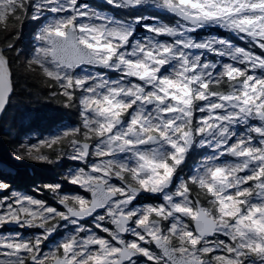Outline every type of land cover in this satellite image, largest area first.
I'll return each mask as SVG.
<instances>
[{
	"label": "snow or ice",
	"instance_id": "snow-or-ice-1",
	"mask_svg": "<svg viewBox=\"0 0 264 264\" xmlns=\"http://www.w3.org/2000/svg\"><path fill=\"white\" fill-rule=\"evenodd\" d=\"M103 4L175 22L117 19L84 0H0L7 50L19 57L25 21L39 22L23 72L80 118L9 157L72 162L60 179L86 194L34 189L60 207L22 194L0 159V229L39 230L0 232V264H264V0ZM213 28L246 46L199 36ZM13 92L0 51V113Z\"/></svg>",
	"mask_w": 264,
	"mask_h": 264
},
{
	"label": "trees",
	"instance_id": "trees-1",
	"mask_svg": "<svg viewBox=\"0 0 264 264\" xmlns=\"http://www.w3.org/2000/svg\"><path fill=\"white\" fill-rule=\"evenodd\" d=\"M96 1L84 0L88 4L103 8V5L98 3L99 1ZM115 11L116 15L123 19L131 18L136 14H157L155 9H149L143 13L131 14L124 10H120V13H118V9H115ZM37 23L31 20L25 21L20 38L15 41L16 48L20 50L19 57H17L15 52H9L7 50L8 34H0V47H6L3 51L9 56L14 84V92L0 121V159L3 160L5 166L12 168V172L7 173L13 190L34 195L39 199L47 200L48 203L53 205L54 199L51 193L46 191L37 193L34 189L44 184L59 182L63 185L66 193L81 192L80 189L68 185L60 179L61 174L67 172L70 166L74 167L72 162L65 161L57 166L36 164L28 161L16 162L9 157V153L16 146L23 143L25 138H30L29 144H31V142L33 143L52 135L57 130H62L67 126L72 127L78 125L80 122L76 109H65L58 102V98L51 96L49 89L43 87L36 79L29 77L23 72L24 62L29 58L28 53H25V51L31 45L30 37L35 32ZM207 33H217L238 44L246 46L243 42L235 40L233 35L226 31L214 28L211 31L202 32L200 35ZM27 113H31V118L25 122L23 118L26 117ZM31 134H35L37 137L31 138ZM203 151V149H197L191 155L187 162L189 167L201 158ZM187 171L188 169L186 168L185 172ZM2 195L0 193V196ZM8 230L6 227L1 229L4 232Z\"/></svg>",
	"mask_w": 264,
	"mask_h": 264
},
{
	"label": "rangeland",
	"instance_id": "rangeland-1",
	"mask_svg": "<svg viewBox=\"0 0 264 264\" xmlns=\"http://www.w3.org/2000/svg\"><path fill=\"white\" fill-rule=\"evenodd\" d=\"M96 1V0H95ZM96 2H98V1H96ZM98 3H101L102 5H103V8H101V10L102 11H104L106 14H108V15H111V16H114L115 18H117V19H123V18H121V17H119V16H117L116 15V11H115V8H111L110 6H107V5H104L103 4V2H98ZM89 5H91V4H89ZM91 6H93V7H97V6H94V5H91ZM119 10V9H118ZM157 12H158V10H156ZM118 13H120V10H119V12ZM127 19H131V18H127ZM164 20V19H163ZM160 20L161 22H164V23H174L175 21H173V22H169V21H166V20ZM38 27H39V22L37 23V28H36V30H35V32L31 35V37H30V41H31V45H30V47L29 48H26V51H25V53H28V56H29V58H30V56H31V54H32V50H33V48H34V46H35V44H36V41H35V34H36V32L38 31ZM214 29V28H213ZM220 30H222V31H225V30H223V29H220ZM202 33V32H201ZM195 35V34H194ZM209 35H215V36H221L220 34H217V33H207V34H202V35H200L199 34V36L200 37H207V36H209ZM222 37H224V38H226L225 36H223L222 35ZM233 38L235 39V40H237L238 41V39L235 37V36H233ZM228 39V38H227ZM232 39V38H231ZM234 44H238L237 42H234V41H232ZM239 42H241V41H239ZM240 46H243V44H239ZM6 47H3V49H5ZM257 51H259V50H257ZM209 59H213V60H218V59H220L219 57H213V56H209L208 57ZM31 118V113H27L26 114V117L25 118H23V120L25 121V122H27L29 119ZM76 126V125H75ZM68 127V126H67ZM73 127V126H72ZM7 131H10V130H7ZM58 131H60V130H57L56 132H54L52 135H54V134H56ZM32 136H31V138H35V137H37V136H35V134H31ZM30 138H25L24 139V142H23V144H29V142H30ZM40 140V139H39ZM38 141V140H37ZM36 141V142H37ZM36 142H31V144H34V143H36ZM4 171L7 173V172H9V173H11L12 172V168H10V167H8V166H5L4 167ZM18 192H20V191H18ZM20 193H22V194H27V193H23V192H20ZM80 194H82V195H86L85 193H83L82 192V190H81V192H79ZM29 195V194H28ZM147 202H153V203H158L159 201H155V200H152V201H146L145 203H147ZM0 232H3V233H8L9 231H7V232H4V231H1V229H0Z\"/></svg>",
	"mask_w": 264,
	"mask_h": 264
},
{
	"label": "flooded vegetation",
	"instance_id": "flooded-vegetation-1",
	"mask_svg": "<svg viewBox=\"0 0 264 264\" xmlns=\"http://www.w3.org/2000/svg\"><path fill=\"white\" fill-rule=\"evenodd\" d=\"M157 14H158V18L160 19V20H166V21H169V22H173V21H175V18L174 17H171L170 15H168V14H165V13H158L157 12ZM163 20V21H164ZM53 206H56V207H60V206H58L57 204H56V202H55V200H54V204H53ZM6 227V226H5ZM7 228V227H6ZM9 230L8 231H11V232H14V231H21L25 236H29V235H31L34 231H39V230H32V229H28V230H20V229H16L15 227H12V228H8ZM66 230H64V229H61V232H65ZM60 239H62V236H60V235H57L56 237H55V240L56 241H58V240H60ZM48 247L50 248V247H53V244H49L48 245ZM48 249L46 248L45 249V251H47Z\"/></svg>",
	"mask_w": 264,
	"mask_h": 264
},
{
	"label": "water",
	"instance_id": "water-1",
	"mask_svg": "<svg viewBox=\"0 0 264 264\" xmlns=\"http://www.w3.org/2000/svg\"><path fill=\"white\" fill-rule=\"evenodd\" d=\"M98 1H103V0H98ZM0 51H3V48L2 47H0ZM5 112V111H4ZM4 112L3 113H0V121H1V119H2V116H3V114H4ZM59 206V205H58ZM7 228H12V227H14V226H11V225H8V226H6Z\"/></svg>",
	"mask_w": 264,
	"mask_h": 264
}]
</instances>
